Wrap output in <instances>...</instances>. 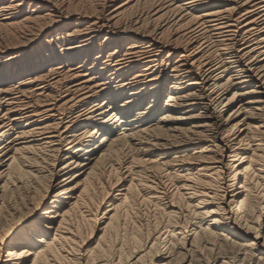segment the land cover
<instances>
[{"label":"bare ground","instance_id":"obj_1","mask_svg":"<svg viewBox=\"0 0 264 264\" xmlns=\"http://www.w3.org/2000/svg\"><path fill=\"white\" fill-rule=\"evenodd\" d=\"M262 189L264 0H0V229L59 211L79 264L139 209L170 264H264Z\"/></svg>","mask_w":264,"mask_h":264},{"label":"snow or ice","instance_id":"obj_2","mask_svg":"<svg viewBox=\"0 0 264 264\" xmlns=\"http://www.w3.org/2000/svg\"><path fill=\"white\" fill-rule=\"evenodd\" d=\"M21 171L23 172V170ZM7 179L12 181L14 177L8 176ZM19 180H23V175L19 177ZM129 191H133V189L129 188ZM135 191L139 190L136 189ZM148 203H151V200L147 195H144L139 201L141 205ZM128 204L129 200L125 198L123 204L119 207H126ZM133 212H135V215H133ZM68 215L67 212L63 213L65 217ZM129 215L133 218L130 221L127 218L123 219L121 221L125 225L123 228L116 227L115 217H113L111 220L105 218L101 221L104 228L102 233L94 231L91 235L85 236L81 231L79 234V247L83 255L77 254L79 264H85L89 256L91 260H88V264H124L125 257H127L129 264H149L150 260L152 264H170L169 260L166 259L167 250L161 252L156 244L163 227L159 219L156 221L154 232L151 220L148 221V227H144V217L148 215L147 212L142 213L139 209H133L129 212ZM17 216H19V213H17ZM52 216L54 218L49 219L41 216L40 212L35 214L26 212V215L20 217L19 220L14 219L13 223L16 226L11 232L8 229L12 228V225L0 229V244L10 243L17 233L23 232V242L18 245V252L16 253L22 258L21 264H39L38 258L40 257L45 258L48 264H56L59 257L54 250L52 234L56 232L57 227L63 230L65 225L58 223L60 219L59 211H54ZM136 216L140 218L136 219ZM110 230L113 236L112 243L107 242ZM249 231H255V229L250 228ZM92 236H98L100 243L93 240ZM57 238H59V233H57ZM262 238H264V234H262ZM89 240H91V243H89ZM56 247L58 248V245ZM65 255H67V251H65ZM60 264H77V261L70 258L68 261L60 260Z\"/></svg>","mask_w":264,"mask_h":264}]
</instances>
